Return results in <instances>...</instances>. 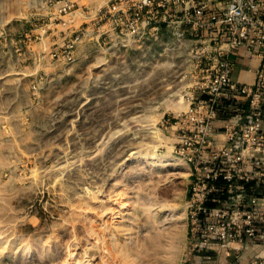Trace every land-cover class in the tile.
Segmentation results:
<instances>
[{
    "label": "rangeland",
    "instance_id": "rangeland-1",
    "mask_svg": "<svg viewBox=\"0 0 264 264\" xmlns=\"http://www.w3.org/2000/svg\"><path fill=\"white\" fill-rule=\"evenodd\" d=\"M69 1L0 0V264H190L171 124L197 38L125 39Z\"/></svg>",
    "mask_w": 264,
    "mask_h": 264
},
{
    "label": "built area",
    "instance_id": "built-area-1",
    "mask_svg": "<svg viewBox=\"0 0 264 264\" xmlns=\"http://www.w3.org/2000/svg\"><path fill=\"white\" fill-rule=\"evenodd\" d=\"M93 1L85 18L114 24L125 39L156 38L171 22L178 39L197 38L188 107L171 124L190 171V251L217 243L239 257L234 245L255 243L250 264H264V0ZM72 4L64 0L60 12ZM238 49L260 60L253 83L233 79Z\"/></svg>",
    "mask_w": 264,
    "mask_h": 264
},
{
    "label": "crops",
    "instance_id": "crops-1",
    "mask_svg": "<svg viewBox=\"0 0 264 264\" xmlns=\"http://www.w3.org/2000/svg\"><path fill=\"white\" fill-rule=\"evenodd\" d=\"M234 71L233 79L241 83H253L255 80V69L259 66L260 60L255 55H250L242 49L236 50L233 55ZM221 121L218 123L221 125ZM240 247L239 257L233 250L222 248L217 243L200 244V249L194 252L193 264H250L251 259L259 249L255 243L246 244ZM196 253V254H195Z\"/></svg>",
    "mask_w": 264,
    "mask_h": 264
}]
</instances>
